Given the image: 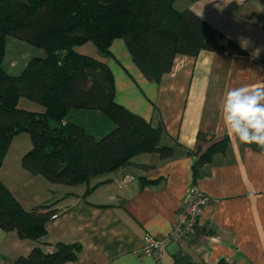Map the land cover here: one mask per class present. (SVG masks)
<instances>
[{
	"label": "crops",
	"instance_id": "1",
	"mask_svg": "<svg viewBox=\"0 0 264 264\" xmlns=\"http://www.w3.org/2000/svg\"><path fill=\"white\" fill-rule=\"evenodd\" d=\"M258 3L264 5V0H176L175 10L191 11L244 54L201 51L194 58L176 56L171 71L158 83L144 78L122 39L111 43L106 59L89 43L76 49L106 64L116 104L152 126H163L159 145L172 148L174 156L160 160L157 154L144 153L133 158L135 165L88 184L52 185L21 167V158L32 145L27 134L15 136L11 144H16L2 162L0 181L25 211L49 206L57 218L49 220L37 241L0 229V264H12L34 248L53 254L59 243L80 247L77 258L65 264H156L153 257L139 253L145 235L162 241L164 264H264V149L257 151L230 138L221 115L228 89L264 84V12L258 11ZM240 37L248 39L246 49ZM10 39L16 40L10 41V48L18 44L22 56L2 68L18 76L42 51ZM257 47L261 52L253 59ZM35 106L24 99L17 105L44 111ZM68 124L82 127L94 139L114 128L95 110H70L61 125ZM213 145L210 160L199 167L195 181L209 199L199 219L203 231L173 243L169 233L193 181L192 165Z\"/></svg>",
	"mask_w": 264,
	"mask_h": 264
},
{
	"label": "trees",
	"instance_id": "2",
	"mask_svg": "<svg viewBox=\"0 0 264 264\" xmlns=\"http://www.w3.org/2000/svg\"><path fill=\"white\" fill-rule=\"evenodd\" d=\"M175 1L0 0V168L12 139L22 133L29 136L32 147L22 156L21 167L57 185L88 184L135 165L133 158L144 153L157 154L160 160L172 158L174 150L159 145L163 126H152L116 104L106 64L76 49L89 43L106 59L111 43L122 39L134 65L146 80L155 83L171 71L176 56L194 58L201 51L244 54L191 11L175 10ZM7 38L42 51L18 76L8 75L2 68ZM20 99L44 111L18 108ZM70 110L99 111L114 128L94 139L78 125L62 126ZM213 148L215 145L193 163L192 183L199 167L210 160ZM54 213L49 206L25 211L0 181L2 231H15L21 240L37 241L45 235ZM56 247L50 255L34 248L12 264H65L80 252L76 244Z\"/></svg>",
	"mask_w": 264,
	"mask_h": 264
},
{
	"label": "clouds",
	"instance_id": "3",
	"mask_svg": "<svg viewBox=\"0 0 264 264\" xmlns=\"http://www.w3.org/2000/svg\"><path fill=\"white\" fill-rule=\"evenodd\" d=\"M258 11L264 12V5L258 3ZM239 40L246 49L248 39L240 37ZM260 52V47L255 48L252 58H258ZM221 115L230 138L264 147V84L228 89L222 98Z\"/></svg>",
	"mask_w": 264,
	"mask_h": 264
},
{
	"label": "built area",
	"instance_id": "4",
	"mask_svg": "<svg viewBox=\"0 0 264 264\" xmlns=\"http://www.w3.org/2000/svg\"><path fill=\"white\" fill-rule=\"evenodd\" d=\"M208 201V197L199 191L195 183H191L180 211L174 216L169 233V240L171 242L179 243L184 239L190 238L193 235L202 232L199 227V219L205 206L208 204ZM56 218L57 214L54 213L50 217V220H54ZM144 241L145 244L140 249L139 253L153 257L156 264H164L162 259V241L153 239L149 235H145Z\"/></svg>",
	"mask_w": 264,
	"mask_h": 264
},
{
	"label": "rangeland",
	"instance_id": "5",
	"mask_svg": "<svg viewBox=\"0 0 264 264\" xmlns=\"http://www.w3.org/2000/svg\"><path fill=\"white\" fill-rule=\"evenodd\" d=\"M9 42H8V44H7V52H6V56H5V58H4V60H3V63H2V66H3V68L6 70L7 68H8V64H9V61L10 60H12L13 58H16V57H19V56H22V54H21V48L20 47H18V44H17V47H11L10 48V44H11V42L10 41H16V40H13V39H10L9 38V40H8ZM26 47H29L28 45L26 46ZM88 47H91L90 49H94V48H92L93 46L91 45V44H89V46ZM94 51V50H93ZM25 55H27V54H29V51L28 50H26L25 51V53H24ZM35 107H38V106H35ZM16 143H10V145H9V147H8V149H7V151L8 150H11L13 147H14V145H15ZM38 176H40V175H38ZM42 177V176H41ZM49 182V181H48ZM50 183V182H49ZM50 184H52V183H50ZM52 185H57V184H52Z\"/></svg>",
	"mask_w": 264,
	"mask_h": 264
}]
</instances>
